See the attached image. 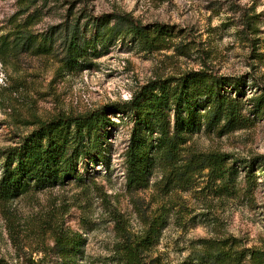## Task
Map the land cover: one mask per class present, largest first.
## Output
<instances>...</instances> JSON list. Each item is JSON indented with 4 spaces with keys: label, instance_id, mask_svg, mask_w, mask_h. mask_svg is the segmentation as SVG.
Instances as JSON below:
<instances>
[{
    "label": "rangeland",
    "instance_id": "obj_1",
    "mask_svg": "<svg viewBox=\"0 0 264 264\" xmlns=\"http://www.w3.org/2000/svg\"><path fill=\"white\" fill-rule=\"evenodd\" d=\"M111 13H129L144 34L114 20L95 32L92 19ZM74 26L89 47L69 66ZM197 70L222 80L193 103L174 164L158 154L144 181L129 182L136 111H105L63 183L0 201V264H225L216 256L241 250L239 264H251L264 249V0H0V177L3 151L40 122ZM217 97L235 103V126H207ZM167 120L171 134V110ZM211 154L227 156L224 180L206 166ZM61 235L70 240L59 248Z\"/></svg>",
    "mask_w": 264,
    "mask_h": 264
},
{
    "label": "trees",
    "instance_id": "obj_2",
    "mask_svg": "<svg viewBox=\"0 0 264 264\" xmlns=\"http://www.w3.org/2000/svg\"><path fill=\"white\" fill-rule=\"evenodd\" d=\"M92 20L97 33L110 20L121 26H127L131 32L139 36L146 30V26L129 13L103 14ZM155 26L159 32L164 28L162 25ZM75 28L74 26L69 30L71 32L65 49L66 62L69 66L76 65L89 47V45L80 46ZM113 31L110 27V32ZM221 80L220 76L205 70L189 71L181 76L173 87H168L160 79L152 80L137 89L132 98L123 104L107 105L99 111L83 115L60 114L40 122L39 126L24 137L20 144L3 151L6 161L0 177V201L5 203L17 193L26 192L31 187L63 183L74 170V161L78 157L84 139L90 135L91 127L99 122L108 110L119 112L128 108L136 111V122L131 130L125 153L127 176L131 183L144 181L158 154L165 156L171 164L178 160V144L183 139V133L194 123L193 103L197 101V97L205 95V91L217 95L218 93L213 90L215 87L213 83L217 84ZM170 110L174 119L171 134L167 120ZM222 118L225 127H233L239 121L235 103L217 97L213 110L205 116V120L210 127ZM155 131L157 134L154 136ZM151 150H155L154 153ZM226 159L225 154H211L204 157L213 177L224 180L228 169ZM68 240H70L68 236H57L55 245L59 248L65 247ZM227 252L216 256V260L225 264L234 260L239 264L245 256L242 250L235 251L233 257ZM130 254L135 253L131 251ZM225 257L228 260L223 261ZM249 260L251 264H264V249L250 251Z\"/></svg>",
    "mask_w": 264,
    "mask_h": 264
}]
</instances>
